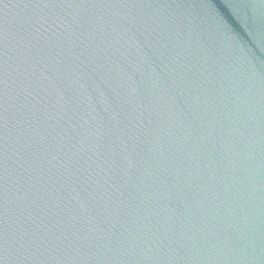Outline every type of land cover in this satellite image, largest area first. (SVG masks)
I'll use <instances>...</instances> for the list:
<instances>
[{
  "label": "water",
  "instance_id": "water-1",
  "mask_svg": "<svg viewBox=\"0 0 264 264\" xmlns=\"http://www.w3.org/2000/svg\"><path fill=\"white\" fill-rule=\"evenodd\" d=\"M0 264H264V0H0Z\"/></svg>",
  "mask_w": 264,
  "mask_h": 264
}]
</instances>
